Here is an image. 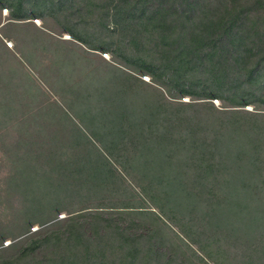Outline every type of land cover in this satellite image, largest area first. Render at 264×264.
Masks as SVG:
<instances>
[{"label":"rangeland","instance_id":"obj_1","mask_svg":"<svg viewBox=\"0 0 264 264\" xmlns=\"http://www.w3.org/2000/svg\"><path fill=\"white\" fill-rule=\"evenodd\" d=\"M7 1L33 19L0 8V264H28L29 237L79 214L98 184L190 264H264V91L236 97L218 81L217 98L196 85L171 98L142 68L148 58L120 45L106 0H81V12L72 0ZM258 9L250 24L264 21ZM241 199L257 224L231 215L217 226L219 205Z\"/></svg>","mask_w":264,"mask_h":264},{"label":"trees","instance_id":"obj_2","mask_svg":"<svg viewBox=\"0 0 264 264\" xmlns=\"http://www.w3.org/2000/svg\"><path fill=\"white\" fill-rule=\"evenodd\" d=\"M48 1L56 7L54 1ZM81 2L72 0L68 9L81 12L86 7ZM239 2L106 0L104 9L105 19L111 20L123 49L133 57L148 58L142 68L166 86L171 98H176V92L195 96L185 91L195 85L217 98L222 86L217 85L218 89L213 83L218 81L226 87V92L241 97L251 89L264 91V83L248 88L236 81L241 70L264 76V21L249 23L254 10L264 9V0H257L254 9L245 10L240 9ZM0 4L14 20L33 19L30 6H25L19 17L7 0H0ZM12 58L24 70L14 55ZM59 111L67 117L60 108ZM77 133L87 141L103 166L114 173L86 134L78 129ZM102 188L105 189L98 184L93 198L83 197L82 201L89 203H83L87 205L81 207L79 214L29 237L20 256L27 255L28 264H190L168 244L160 230L142 222L138 214L120 210L123 208L117 199L105 197ZM256 214L248 200L226 202L219 205L216 225L220 227L223 222L226 225L227 217L240 215L239 224L250 229L257 224Z\"/></svg>","mask_w":264,"mask_h":264}]
</instances>
